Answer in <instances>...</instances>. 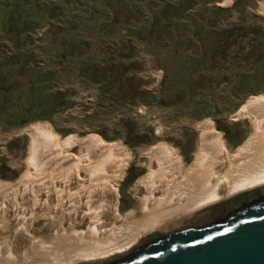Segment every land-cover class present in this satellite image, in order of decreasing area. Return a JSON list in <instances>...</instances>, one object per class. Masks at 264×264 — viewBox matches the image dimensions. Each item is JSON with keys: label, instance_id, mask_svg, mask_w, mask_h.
Segmentation results:
<instances>
[{"label": "rangeland", "instance_id": "obj_1", "mask_svg": "<svg viewBox=\"0 0 264 264\" xmlns=\"http://www.w3.org/2000/svg\"><path fill=\"white\" fill-rule=\"evenodd\" d=\"M73 1L75 0H0V55L10 57L22 53L19 59L26 61L25 68L22 69L28 71L13 74L12 78L24 86L30 77V66L37 63L41 71H53V75L46 74L42 77L45 92H49V89L53 92H66L67 100L64 108L53 112L48 119L32 120L12 126L0 124V190H4V186L15 183L27 173L31 137L23 129L35 123L49 125L56 139H81L89 136L101 143L113 144L117 150L124 152L125 167L115 189L118 195L115 212L117 216L138 206L131 187L146 173L143 163L147 158L141 152L147 148L159 145L170 148L176 153L177 168L182 172L192 160L198 136V130L194 126L198 121L211 123L214 133L231 150H236L246 143L251 131L249 120L246 117L234 118V115L250 101L264 102V82L260 91L254 94L223 101L217 95V73H208L205 79H202L197 72L194 74L197 77L193 78V83L199 84L204 80L207 85V88L203 89L208 93V104L204 107L207 112L205 115L197 114L198 107L194 105V99L178 89L174 76L169 92L160 95L159 83L166 70L164 63L167 64L172 59L171 49L160 45L171 37L170 26L166 25L168 15H163L162 7L173 0L122 1L124 13L120 11L119 17L120 20L128 22L125 24L127 27L139 24L142 19L163 24L162 31H149L156 39L160 36L155 44H145L136 39V30L123 29L120 32L122 39L127 40V43L116 41L112 32L97 34L91 31L86 24L89 18L87 7H97L103 13L98 16V20L108 23L114 17V10L110 6L113 0H105L104 3H99L98 0H76V4H72ZM220 1L188 0L192 9L204 6L231 9L235 3V0H223L219 5ZM258 1L260 3V0ZM67 2H70V5ZM253 4V0H250V3L249 0L244 1V14L264 16L253 8ZM259 10L264 12L260 8ZM207 18H204V24L214 17ZM236 20L237 14L231 9L230 16H217L214 25L220 28L222 24ZM255 21L264 28L263 20L256 18ZM191 24L189 21L185 24L187 29H191L185 31L188 37H192ZM49 33L56 40L54 51H62L73 40H80L81 44L76 47L71 60L50 59L46 56L44 51L48 45ZM95 36L97 37L94 38ZM97 39L102 41V49L94 46ZM246 42L244 39L245 45ZM151 51H155L158 61ZM188 51L191 53L193 50L189 48ZM109 62L116 65L114 69L117 71L114 74H110ZM84 65L89 72L79 75ZM174 66L176 69L181 67L177 62H174ZM195 66V62L190 61L186 68L191 70ZM103 67V74L106 73L110 77L104 79L103 74H100L93 78V71L98 72ZM230 69L234 71L236 68ZM20 70L18 68L17 71ZM26 98L29 99V96ZM160 98L164 99L165 104L159 102ZM70 149L72 154L78 151L76 145ZM44 219L40 217L34 221L31 236H48L49 228H42L46 221ZM187 221L186 219L181 222ZM108 258L110 256L89 263H98ZM43 262L49 264L50 259L48 261L46 258Z\"/></svg>", "mask_w": 264, "mask_h": 264}, {"label": "bare ground", "instance_id": "obj_2", "mask_svg": "<svg viewBox=\"0 0 264 264\" xmlns=\"http://www.w3.org/2000/svg\"><path fill=\"white\" fill-rule=\"evenodd\" d=\"M259 5L263 11L264 0ZM238 117L249 120L251 131L236 150L220 140L211 123L198 121L192 160L182 172L176 153L164 145L141 152L146 173L131 187L138 206L118 216L122 150L89 136L56 139L45 123L23 129L31 137L28 171L0 190V264H44L46 258L49 264L89 263L264 185V102H248ZM40 217L46 220L42 228H49L46 238L31 236Z\"/></svg>", "mask_w": 264, "mask_h": 264}, {"label": "trees", "instance_id": "obj_3", "mask_svg": "<svg viewBox=\"0 0 264 264\" xmlns=\"http://www.w3.org/2000/svg\"><path fill=\"white\" fill-rule=\"evenodd\" d=\"M98 1L99 3L105 2V0ZM122 1L113 0L111 2L110 6L114 10V17L108 23L98 20V16L103 13L97 7L88 6L89 18L86 24L91 31L97 34L112 32L116 41L127 43V40L122 39L120 32L123 29L125 31L136 30V39L145 44H155L160 36H157L158 38L156 39L149 31L160 32L164 28L163 24L158 21L152 22L142 19L139 24H132L133 27H131L132 25L127 27L125 24L128 22L120 20L119 17L120 11L122 14L124 13ZM244 1L248 0H235L231 9L237 14V20L222 24L220 28L215 27L214 20L217 16H230V8L204 6L200 9H192L188 0H173L164 4L162 13L164 16L168 15L166 25L170 26L169 35L171 37L160 45L171 49L172 59L167 64L164 63L166 70L159 83L160 95L169 92L172 85L171 79L174 76L177 80L175 85L178 86V89L194 99V105L198 107L197 114L205 115L207 112L204 107L208 104V93H205L203 89L207 88V85L204 80L201 83L199 82V84L193 83V78L197 77L194 74H197V72H199L198 74L201 75L202 79H205L208 73H217V95L223 101L232 98L241 99L248 94L260 91L264 82V28L255 20L258 18L264 21V16L257 17L253 13L244 14ZM67 4L70 5V2H67ZM72 4H76V0ZM205 17H208L207 19L214 18L204 24ZM244 20L249 22L245 23L243 22ZM188 21L192 23V37H188L185 32L187 29L185 24ZM121 22L123 25H120ZM106 25H109L108 28L106 27L107 29L105 28ZM147 30L148 34H146ZM187 30L191 29L188 28ZM48 32H50V29ZM47 35L48 45L44 53L50 59L66 58L71 60L75 54L76 47L81 44L80 40H73L62 51H54L56 40L52 37V34L49 33ZM244 39L247 40L246 45L243 43ZM94 43L96 48L100 47L102 49V41L100 39L95 40ZM189 48L193 50L191 53L188 51ZM151 53L158 61L155 51H151ZM21 55L22 53H17L10 57L0 55V124L4 126L19 125L38 119H48L53 112L63 109L67 103L65 99L66 92H53L50 89L49 92H45L42 77L46 76V74L53 75V71L50 69L41 71L37 63L30 66V77L24 86H21L18 80L12 78L13 74L28 73L27 69H22V67L25 68L24 64L26 61L19 59ZM190 61L195 62L196 66L194 69L187 70L186 67ZM174 62L179 63L181 66L178 67L179 70L175 68ZM115 66L110 63V74H114L117 71L114 69L116 68ZM18 68L21 70L17 71ZM230 68L236 69L232 71ZM104 70L103 67L98 72L94 73L93 71V78L103 74ZM88 72V68L84 65L79 75H86ZM109 77L110 75L103 74L104 79ZM27 96H29V99L26 98ZM159 102L165 104L162 98L159 99Z\"/></svg>", "mask_w": 264, "mask_h": 264}, {"label": "water", "instance_id": "obj_4", "mask_svg": "<svg viewBox=\"0 0 264 264\" xmlns=\"http://www.w3.org/2000/svg\"><path fill=\"white\" fill-rule=\"evenodd\" d=\"M98 263L264 264V185L215 202Z\"/></svg>", "mask_w": 264, "mask_h": 264}, {"label": "crops", "instance_id": "obj_5", "mask_svg": "<svg viewBox=\"0 0 264 264\" xmlns=\"http://www.w3.org/2000/svg\"><path fill=\"white\" fill-rule=\"evenodd\" d=\"M254 1V4H253V8L257 11V12H259V13H262L263 15H264V12H261L260 10H259V1L258 0H253Z\"/></svg>", "mask_w": 264, "mask_h": 264}, {"label": "built area", "instance_id": "obj_6", "mask_svg": "<svg viewBox=\"0 0 264 264\" xmlns=\"http://www.w3.org/2000/svg\"><path fill=\"white\" fill-rule=\"evenodd\" d=\"M231 1V0H230ZM221 2H223V0H221L220 2H219V5H221L222 3ZM230 4V3H229ZM223 6H225V5H223Z\"/></svg>", "mask_w": 264, "mask_h": 264}]
</instances>
